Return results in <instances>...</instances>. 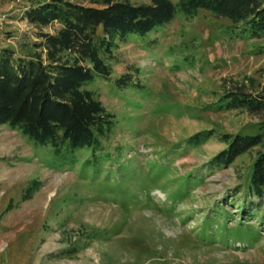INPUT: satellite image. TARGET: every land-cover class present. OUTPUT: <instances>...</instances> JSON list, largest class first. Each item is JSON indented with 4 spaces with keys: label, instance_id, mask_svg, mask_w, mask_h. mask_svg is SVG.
Wrapping results in <instances>:
<instances>
[{
    "label": "rangeland",
    "instance_id": "obj_1",
    "mask_svg": "<svg viewBox=\"0 0 264 264\" xmlns=\"http://www.w3.org/2000/svg\"><path fill=\"white\" fill-rule=\"evenodd\" d=\"M46 1L0 0V48L23 57L38 32L56 31L25 19ZM170 1L171 19L115 37L109 76L81 86L114 117L94 162L82 165L85 147L60 163L0 125V264H264V194L247 190L264 144L210 163L222 133L264 135V110L217 106L227 92L264 94V35ZM202 130L210 136L186 141Z\"/></svg>",
    "mask_w": 264,
    "mask_h": 264
},
{
    "label": "trees",
    "instance_id": "obj_2",
    "mask_svg": "<svg viewBox=\"0 0 264 264\" xmlns=\"http://www.w3.org/2000/svg\"><path fill=\"white\" fill-rule=\"evenodd\" d=\"M49 0L29 5L25 19L38 26L56 22L53 34L38 32V42L23 57L12 49L0 48V125L15 130L33 146H48L62 163L65 156L73 162L76 150L88 148L94 162L101 140L110 133L114 117L93 91L82 84L110 74L105 58L111 56L113 39L127 33H144L171 19L174 7L170 0H150L132 4L126 0ZM178 10L193 16L198 9L227 18L231 24L243 22L251 37L264 35V0H178ZM97 28L100 34H97ZM124 73L117 86L128 84ZM219 108L264 110V94L227 92L218 98ZM209 131H199L186 141L197 144L208 138ZM224 148L210 158L215 166H227L241 153L263 146L264 135L222 133ZM247 190L251 195L264 194V150L257 152L249 172ZM251 215V214H250Z\"/></svg>",
    "mask_w": 264,
    "mask_h": 264
}]
</instances>
